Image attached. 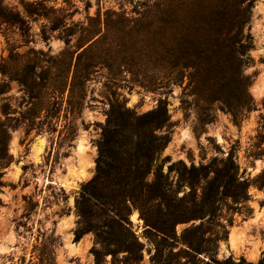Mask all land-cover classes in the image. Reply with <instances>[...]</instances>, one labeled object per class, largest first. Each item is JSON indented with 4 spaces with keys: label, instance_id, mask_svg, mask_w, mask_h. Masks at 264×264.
<instances>
[{
    "label": "rangeland",
    "instance_id": "1",
    "mask_svg": "<svg viewBox=\"0 0 264 264\" xmlns=\"http://www.w3.org/2000/svg\"><path fill=\"white\" fill-rule=\"evenodd\" d=\"M196 1L0 0V264H192L182 237L202 219L178 222L176 236L168 235L165 205L147 206L148 221L128 202L121 227L107 220L108 209L84 199L110 105L124 102L143 112L161 99L168 102L171 141L156 166L162 165L177 198H191L192 181V192L200 196L214 177L212 169L230 152L239 179L249 182L239 200H220L219 225L203 222L206 236L218 238L199 240L207 249L199 257L261 258L264 0H252L244 26L253 37L244 72L252 79L255 108L239 123L197 93L195 69L180 54L167 71V43L179 46L190 26H201L202 18L215 13L207 5L220 0ZM83 155L89 177L68 179L87 164ZM181 162L211 167L193 179L182 175ZM91 207L87 219L95 228L77 238L83 210ZM127 242L134 250L125 248Z\"/></svg>",
    "mask_w": 264,
    "mask_h": 264
},
{
    "label": "trees",
    "instance_id": "2",
    "mask_svg": "<svg viewBox=\"0 0 264 264\" xmlns=\"http://www.w3.org/2000/svg\"><path fill=\"white\" fill-rule=\"evenodd\" d=\"M207 6L213 8L215 13L202 18L201 26H190L181 37L179 46L167 43V71H171L176 65L172 61L173 56L180 54L181 58L187 60L185 66L195 69L191 77L196 84L197 93L209 102H218L219 107L229 112L233 120L239 123L255 108L249 91L252 79L244 72V67L252 61L250 49L253 37L250 31L246 32L244 29L250 18L252 0H220ZM171 124L168 102L165 99L159 100L155 107L143 112L124 102L112 103L97 143L96 172L83 187L85 201L91 206L108 209L109 212L105 211L107 220L116 222L121 227L126 217L125 211L129 207L128 202L138 206L142 214H146L148 221L152 215L147 214V206L165 205L164 212L169 225L164 230L168 235L176 236L175 225L178 222L202 219L189 229L194 232L193 235L187 234L189 230L186 229L182 237L186 244L184 253L192 258V264L193 259L199 264H264V252L256 262L244 257L236 260L233 256L220 260L211 255V261L199 257V254L207 251L199 240L213 242L218 238L206 236L209 229L203 228V222L207 220L211 225H219L220 200L227 196L239 200L246 194L249 182L239 179L238 164L234 154L230 152L222 160V166L212 169L214 177L200 196L192 192L195 184L192 181L191 198H177L162 165L156 166L160 155L171 141ZM261 137L264 141V115ZM181 165L182 175L188 174L190 178L194 176L193 179L199 174L206 176L208 167H211L204 164L196 167L192 164L188 168L184 162ZM87 212L92 213V207L83 210L84 224L77 228V238L95 228L92 221L87 219ZM154 225L157 227L156 223ZM220 226L226 230L222 224ZM125 248L134 250L130 242L126 243Z\"/></svg>",
    "mask_w": 264,
    "mask_h": 264
},
{
    "label": "bare ground",
    "instance_id": "3",
    "mask_svg": "<svg viewBox=\"0 0 264 264\" xmlns=\"http://www.w3.org/2000/svg\"><path fill=\"white\" fill-rule=\"evenodd\" d=\"M264 89V88H263ZM42 147V143H37L36 144V150L37 151H39L40 150V148ZM83 158L85 159V161H86V163L87 164H81V168H80V170H79V172H78V174H76L75 173V171L74 172H72V175H69V177H68V179H70V178H74L73 179V181H75L76 179L77 180H84V179H86V178H88L89 177V175H90V168H89V164H88V160H87V158H86V155H83ZM76 183V182H75ZM236 235V234H235ZM232 241L234 242V244L235 245H237V243L239 242V237H234L233 236V238H232ZM238 246V245H237Z\"/></svg>",
    "mask_w": 264,
    "mask_h": 264
}]
</instances>
